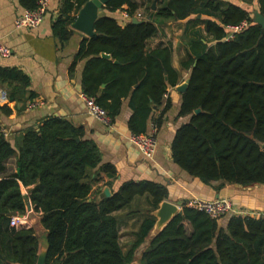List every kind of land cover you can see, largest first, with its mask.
<instances>
[{
	"label": "trees",
	"instance_id": "obj_1",
	"mask_svg": "<svg viewBox=\"0 0 264 264\" xmlns=\"http://www.w3.org/2000/svg\"><path fill=\"white\" fill-rule=\"evenodd\" d=\"M86 1L60 0L52 32L61 45ZM18 2L33 10L38 0ZM256 7L264 15V0H256ZM117 9L130 17L142 9L144 21L120 25L112 15ZM252 15L228 0H108L94 22V35L80 40L71 70L85 60L81 91L105 109L111 122L128 99L131 133L146 132L149 121L159 129L171 107L164 95L168 86L179 83L180 73L171 64L170 42L148 47L147 41L169 21L203 24L211 39H190L187 59L181 62L190 72L178 115L188 121L175 131L172 160L204 184L218 182L217 188L264 186V29ZM242 21L247 25L226 39L228 27ZM29 85L20 69L0 66L8 103L25 106L33 100ZM8 103L0 104L4 115L11 112ZM116 177L114 165L101 163L99 148L84 138L83 128L64 117L48 116L37 127L17 132L13 145L0 131V264L36 262L34 228L10 225L8 215L25 214L27 199L45 230V264H130L153 229L155 211L168 190L152 180H129L110 196L97 198L103 187L112 190ZM133 217L136 228L124 248L119 227ZM219 219L182 203L140 251L138 263L264 264V217L230 215L225 227Z\"/></svg>",
	"mask_w": 264,
	"mask_h": 264
},
{
	"label": "crops",
	"instance_id": "obj_2",
	"mask_svg": "<svg viewBox=\"0 0 264 264\" xmlns=\"http://www.w3.org/2000/svg\"><path fill=\"white\" fill-rule=\"evenodd\" d=\"M240 1L245 5H253L257 10L256 0ZM60 4V0H48L46 13L37 28L16 29L13 22L22 13L23 8L18 0H0V45L10 50L8 56L0 55V66L16 67L23 71L30 80L27 90L34 92V100L40 102V105L33 109L27 108L29 101L25 106L21 102H11L8 103L11 108L9 115L0 112L1 128L8 133L6 138L10 143L13 145L17 132L30 126L37 127L45 117H64L83 128L85 139L95 142L101 153V163L109 162L116 168L117 177L111 180L110 192L115 191L125 181L147 179L164 184L168 190V197L165 200L174 203L178 209L184 202L188 205L193 198L212 200L228 197L233 210L218 220L221 227L226 226L230 215L264 217L263 185L244 188L237 184H224L221 188H217L218 182L204 184L173 162L170 148L172 139L177 128L188 121V116L178 115L181 93L176 91L175 86H168L164 95L165 100L169 98L171 107L164 114L163 122L157 129V146L151 160L144 158L128 140L130 131L127 121L132 113L128 99L122 102L120 113L110 125L103 124L87 113L79 96L85 60L77 61L71 70L80 40L85 35L73 29L70 24V37L62 45L59 43L52 32V25L58 15ZM123 12V9L112 12L120 25L126 22L122 16ZM139 12L142 14V9H139ZM186 24V21H169L161 24L157 34L147 41L148 47L171 43V64L180 73L178 84L189 77V69L183 68L181 62L187 59L190 39L200 35L205 40L211 39L206 35L203 24L191 26ZM161 109L162 107L154 110L153 115L157 116ZM21 190L23 194L27 193V188L22 186ZM125 211L126 209L118 213ZM26 213V226L34 228L39 239L40 251L46 247L45 230L39 222L38 213L33 209L26 210ZM135 228V217L126 218L119 227L120 240L125 237L129 242L132 239L130 232ZM156 231V227L151 230L141 249Z\"/></svg>",
	"mask_w": 264,
	"mask_h": 264
},
{
	"label": "built area",
	"instance_id": "obj_3",
	"mask_svg": "<svg viewBox=\"0 0 264 264\" xmlns=\"http://www.w3.org/2000/svg\"><path fill=\"white\" fill-rule=\"evenodd\" d=\"M47 5L48 0H38L35 9H23L22 13L14 19V27L16 29L37 28L43 20V17L47 10ZM122 16L126 21L132 18L125 11L122 13ZM133 17L141 19L143 15L139 12ZM246 25L247 22L242 21L239 25L229 26V32L226 36V39L232 38L236 32L244 28ZM9 54L10 50L5 46L0 45V55L8 56ZM79 96L85 106L87 113L91 117L102 122L105 125H110L112 123L105 109L99 106L93 97L85 95L82 91L80 92ZM7 103V95L5 91L0 87V104ZM39 105L40 102L33 99L28 102L27 108L33 109L38 107ZM0 131L5 137H7L8 133L3 128H1ZM156 133V125L152 121H149L146 132L139 134H134L130 132L128 135V140L144 158L151 160L157 146ZM188 205L199 210H204L206 213H208L211 217L214 218H221L222 216L226 215L227 213H230L233 210L231 201L226 197H218L212 200L193 198L188 202ZM26 214L27 213L23 215L16 214L15 216H12L10 220V225L26 226Z\"/></svg>",
	"mask_w": 264,
	"mask_h": 264
},
{
	"label": "water",
	"instance_id": "obj_4",
	"mask_svg": "<svg viewBox=\"0 0 264 264\" xmlns=\"http://www.w3.org/2000/svg\"><path fill=\"white\" fill-rule=\"evenodd\" d=\"M107 1L108 0H88L86 1L78 10L74 21L71 23V27L83 33L86 37H91L92 35H94L95 33L94 22L99 17L102 11V8L106 5ZM154 6H155V3L152 2L151 8L154 9ZM252 14H253L252 16L253 21L259 24L262 29H264V15L261 14L258 10H253ZM199 17L200 15L196 16V18H199ZM148 18L149 16H147V19ZM130 21L132 23H141L144 21V19H138L136 17H132ZM102 56L109 57V55L105 53H102ZM188 84H189V77L186 78L182 83L176 85L175 89L176 91L183 93L188 87ZM199 111H200L199 109L195 110L196 113ZM75 139L78 140L79 138L77 137ZM258 185H259L258 183H255L250 186H242V185H239V186L244 187V188H251L252 186H258ZM110 195H111V192L109 191V189L107 187H103V189L101 190L98 196L99 198H101V197H108ZM88 201H90V199H88ZM26 210L27 211L32 210V206L28 199L26 200ZM179 212H180V209H178V207L174 203L167 201V200H163L159 204L157 210L155 211L156 222H155L154 227H156L158 231L165 223H167L172 218L173 215ZM8 215L15 216L16 213L11 212ZM46 254H47V248L46 247L42 248L37 255L35 264H45Z\"/></svg>",
	"mask_w": 264,
	"mask_h": 264
},
{
	"label": "rangeland",
	"instance_id": "obj_5",
	"mask_svg": "<svg viewBox=\"0 0 264 264\" xmlns=\"http://www.w3.org/2000/svg\"><path fill=\"white\" fill-rule=\"evenodd\" d=\"M228 1L236 2V3H238L239 5H241L242 7H247V9L250 10L251 12H253V10H256L255 7L253 8V5H252V6L245 5V4H244L243 2H241L240 0H228ZM250 7H251L252 9H250ZM142 15H143V14H142ZM252 16H253V15H252ZM142 18H143V17H142ZM226 198H228V197H226ZM228 199H229V198H228ZM228 214H229V213H227L226 215H228ZM226 215H224V216H226ZM222 217H223V216H222ZM121 243H122L123 247L126 248L127 245H128V239L125 238V237H123V238L121 239ZM140 250H142V249H141V246L135 251V258H134V260L132 261V264H139V263H138V257H139Z\"/></svg>",
	"mask_w": 264,
	"mask_h": 264
}]
</instances>
